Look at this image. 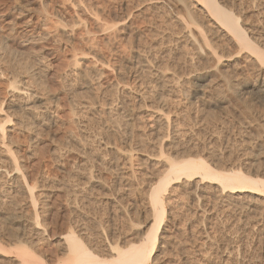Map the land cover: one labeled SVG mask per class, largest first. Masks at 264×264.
Wrapping results in <instances>:
<instances>
[{"label": "rangeland", "instance_id": "obj_1", "mask_svg": "<svg viewBox=\"0 0 264 264\" xmlns=\"http://www.w3.org/2000/svg\"><path fill=\"white\" fill-rule=\"evenodd\" d=\"M101 1L100 4L105 2ZM173 1L175 0H106L105 3L108 4L103 3L102 7L99 6L98 0H81L82 5L88 3L85 8L89 12L94 8L92 12L97 9L101 12L105 5L111 4L110 7L113 6L117 11L115 14L128 13L126 21L134 26H131L133 32L130 37L125 36L123 39L117 37L118 40L115 41L110 39L112 42L103 38L101 43L103 49L107 51L105 56L114 61L108 67L109 71L112 70L113 74L120 76L123 81L127 80V84L121 81L124 83V87L122 86L124 89L121 88L120 93L112 94L113 92L108 90L100 93L95 89H79V86L75 93L74 90L70 92L69 89L73 85L69 84L75 82L71 78L70 81L66 72L64 73L66 71L64 66L63 69H59L60 72L58 70L55 75H50L53 69L59 68V61L60 63L63 61V52L58 50L56 45L54 32L57 24L53 25L49 15L44 17L43 13L45 8L50 11L52 7L53 9L61 7V3L55 0L53 2L32 0L27 4L13 0V7L20 8L25 14L24 18L38 20L34 35L38 36V40L40 38L39 45L57 51L51 63L52 67L48 64V59L37 64L39 70H42L39 73V80L46 87L45 94L57 95L56 102L50 103V111L52 110L50 114H53L55 121L46 124L47 126L37 127L35 131L38 130V134L35 131L31 134L17 133L13 144V149L17 147L19 151V164L24 165L26 170L37 178L38 187L35 190L36 194L39 193L37 211L42 218V227L47 229L46 235H41L38 240L31 243L28 241L29 244L26 243L24 246L27 245L26 247L44 259L47 264L50 259H53V264H57V261L64 258L59 248L58 236L67 233L71 228L81 229L85 243L94 249V252L102 254L106 253L108 243L113 245L119 240V244L122 245L125 241L137 238L135 236L142 233L143 222L148 216L143 208V193L148 190L149 183L154 182L155 176L158 177L164 170L163 167H166V157L174 158V155L179 156L185 152L181 149L183 153L180 151L175 153L174 147L194 144L197 148L200 147L201 151H197L206 159L209 158L216 163L229 162V166L234 164L233 166L243 172L256 170L264 174V96L257 85L260 74L257 76L256 67L250 64L252 61L247 50L230 45L226 39L223 44L218 43L220 39L214 31L215 23L209 20L205 12L202 14L197 12L195 17L199 25H202L203 31L207 32V37L218 48L212 51L199 40L196 44V41L193 43L195 40L193 36L198 37L197 27L191 24L192 37L188 36L187 17H184L186 15L179 6L183 5L178 4L177 0L176 3ZM219 1L234 13L236 11L241 13V23L250 28L251 31L248 33L253 40L255 39V43L264 49L262 46L264 0ZM42 2H49L48 4L52 2L50 5L52 7ZM185 2L190 3L189 0ZM40 3L44 5L40 6ZM177 6L179 11L175 8ZM187 6L192 8L191 11H198L199 8L195 3ZM105 11L100 13L97 10V14L100 13L98 17L100 19L106 17L104 20L107 21L103 22L110 24L112 17L107 16ZM180 11L184 16L181 17ZM1 24L0 43L5 42L6 37L13 34ZM22 27H24L22 20H16L12 30L18 32ZM81 38L82 44L80 43L77 51L91 55L89 53L96 48L95 44L87 39L86 35H82ZM198 42L203 45V50L201 47L199 50V46L202 45ZM30 54L26 51L25 54L18 56L19 60L36 62L35 56ZM101 71L98 62L97 65L90 64L85 69L86 76L92 84L101 78L99 76ZM91 91L94 93L91 94ZM119 98L123 99L119 101ZM72 99L86 105V108L82 105L80 108L78 107L80 105L69 104ZM166 116L168 118L165 120ZM69 136L76 137L83 143L89 140L88 143L85 141L86 144L104 158L103 166L100 167L93 157V160H90L91 156L84 154L83 163L71 161L67 165L69 167L75 164L77 167L71 165L72 167H66L67 169L62 168L55 159V153L65 155L66 150H70L68 151L70 155L78 153V147L71 143L70 145L67 141ZM186 140H191V143ZM115 149H126L119 160L114 159L117 156ZM127 154H130V161ZM74 168L83 169L81 172L84 175H75L73 171L77 169ZM7 182L8 179H0V204L3 202V205H0V246L8 250L10 256L0 255V264H17L11 259L16 254L15 247L18 243H15L17 244L15 246L8 244L5 229L6 226L15 228L16 224H3L2 221L9 213L29 219L33 217V213L25 194L21 191H15L8 196L5 194L6 197L2 198ZM177 192L178 203L169 207L176 213L171 212L174 216L171 225L174 226L175 234L168 240L167 238L163 239L165 241L159 240L161 243L155 252L157 262L153 261L152 264H264L263 213L259 217V211L251 212L242 206L243 202L233 199H231L233 202L228 200L225 203L220 202L214 198L215 194H212L216 193L214 191L210 192L209 199L206 198L204 202L201 200L200 203L190 199L188 194V197L183 196L184 191ZM194 202L200 211L195 208ZM12 246L14 249H9Z\"/></svg>", "mask_w": 264, "mask_h": 264}, {"label": "bare ground", "instance_id": "obj_2", "mask_svg": "<svg viewBox=\"0 0 264 264\" xmlns=\"http://www.w3.org/2000/svg\"><path fill=\"white\" fill-rule=\"evenodd\" d=\"M0 1H2L3 3L0 4L1 5L0 23L3 24L2 27L8 29L9 31H12L13 33L10 34L11 35L10 37H6L7 40L5 42H1L2 44L0 43V179L3 178L8 179L7 182L8 184L6 189L3 190L4 193L2 194L3 196L2 198H5L6 195L8 196V194L14 193L15 191L17 192L21 191L23 194H25L28 204L32 209V213H33V217L31 219L25 218L21 215H17L15 213H9L6 216H4L2 223L3 224L8 223L10 225L16 224L15 228L13 227L8 228L7 226L5 228L8 234L7 235L8 244L9 245L12 244L15 246L17 245L15 243H18V245L15 247L16 251L13 250L15 251L16 254L12 256L13 257L11 259L12 261L15 260L17 264H47L46 261H43L44 259L42 260L40 257H38V255L34 251L26 247L27 245L24 246L26 243H28V241L31 243L34 240H38V237H40L41 235L44 234L46 235L47 229L42 227V222H41L42 218L40 217L39 212L37 211V202L39 196V193L36 194L35 192L36 188L38 187L37 178L34 176L33 173L27 171L24 165L19 164V160H18L20 157L19 151L18 149H16L17 148L16 146H15L16 148L14 147L15 149H13V144L16 141L15 138H17L16 137L17 133L30 132L29 134H31L35 131L37 127L39 126L42 127L46 124L54 123L55 121L54 117L52 116L53 114H50L52 112V110L50 111V103L56 102L57 98L55 97L57 95L55 96L54 94H45L46 87L45 85L42 84V82H40L41 80H39V73L42 70H39L37 64L39 65L43 63L44 59H48L49 63L48 62L47 63L51 64L52 60H54V56L56 55L57 51H54V49H52L51 47L49 48L47 46L48 48H44L43 47L44 45L43 46L42 44L39 45L40 38L38 40L37 38L38 36L36 37L34 35V33L36 32L35 27L38 24L36 21L38 20H33L34 21L33 22L32 18L29 16H28L29 18H24L25 14H23V11L20 8L15 9L13 7V3H14L13 0H0ZM17 1H20V3L23 2L27 4L32 2V0H17ZM50 1L53 2L54 0H50ZM55 1L56 2L58 1L59 4L61 3V7L59 8L56 7L53 9V7L50 6L52 2H50L51 4H48L49 2L48 3L42 2V3H46V5H49L50 8L52 7L51 9H53V10L50 9L49 11L45 8L44 10L45 14L43 13V15L44 17L46 16L48 17L49 15L52 24L53 23H54L53 25L57 24L55 25L56 33L54 32L57 42L56 45L58 47L57 49L63 52V59H62L63 61L61 63L59 61V66H58L59 68L58 67H57L58 69L55 68L56 70L53 69L50 72L52 73L50 75L53 74L55 75L58 72V70L63 69L62 67L64 66L66 67V71L63 70L64 73L66 72L65 74L69 77V80L71 78V80L73 79V81L75 82L73 84H69L71 86L73 85L72 88L70 87L71 90L69 89L70 92L74 90L75 93V89L79 86V89L80 88H84L85 90L95 89L96 92H100V93L101 92L103 93V91L105 92V90L113 92L112 94L120 93L121 88L124 87L123 85L124 83H121V81L124 82L125 80L123 81L121 78H119L120 76L113 74L112 70L109 71L108 67H110V65L112 64L111 62L113 60L110 61L108 57L105 56L107 55L106 54L107 51L103 49L101 43H103L102 42L103 38H106L108 40L114 39L113 41H115L116 39L118 40L119 37L122 39L125 38V36L130 37V35L133 32L131 28L133 24L129 21H126L127 18L129 17V14L128 13L115 14L116 10L114 9V7L112 6L114 10L113 11L112 7H110L111 4L109 6H106L108 3L106 4L105 3L106 0H105V2H103L104 4H106L105 9L103 8L101 12L99 11V9L97 8L96 9L100 13L106 10L105 12H107L106 13L107 16L110 15L109 17H112L111 19L109 18L110 20H112V22L110 21L111 23L109 24L103 22V21H107L104 20L106 18L105 16H104L105 18L102 17L101 19L99 18L100 13L97 14L98 13L97 10H95L96 13L92 12V10L94 11L95 8L89 12L88 9L85 8L86 7L85 5H87L88 3L82 5L84 1L82 3L81 0H70L69 2L68 1L66 2V0L65 1L55 0ZM99 1L100 0H98V2ZM189 1L191 4L195 3L197 6H199L198 11L196 10L191 11L192 8L190 9V7L187 6V4L189 5L190 3L186 4L185 0H177V3L183 5V6L181 5L179 6L182 7L181 9L184 11L183 13L186 15L184 16L183 13L180 11L181 14L180 13L179 14L181 15V17L182 15L185 18L187 17L186 31L188 32L187 33L188 36L190 35L192 37V33H191L192 30L190 28V25L194 24L197 27L196 30L197 32L196 31L195 32L197 33L198 37H196L195 35H194L195 37L193 36V39H195L193 43L196 41L195 42L196 44L197 41L199 40L205 45V47L208 50L211 49L212 51H214V49L218 48L212 42V40L207 37L206 35L207 32L203 31V29L201 28L202 25L201 24H200L201 26L199 25L195 17V15L197 16V12H199L198 14H202L205 12V14L209 17V20H211L213 24L215 23L216 30L214 31L217 33V36L220 39V42L218 41V43L223 44L224 39H226V41H229V43H231L230 45L233 44L237 46L238 49L241 48L247 50V53L250 56V60L252 61V63L250 64H253L256 67L258 71L257 76L258 74H260L259 77L260 79L257 85L259 91L262 93V96H264V49L261 48L259 44L255 43L254 41L255 39L253 40L252 36L248 33V31H251L249 30L250 28L248 29V27L244 26L243 23H241L242 22V19H240L241 13L237 11L236 13H234L231 9L224 6L219 0H189ZM103 3H101L102 5L100 4V2H99L100 5L98 3L97 4L103 7L104 6ZM41 5L42 4L40 3V6ZM49 6L46 7L49 8ZM179 6L175 7L177 11L180 10L178 8ZM49 18H47L48 20L47 19L46 20L49 21ZM16 20H22L24 27H22L18 32L17 31L13 32L14 30L13 24L16 23ZM82 35L83 36L86 35L87 39H90L96 46L95 48L96 50L93 47H91L95 50V51L93 50V52L90 51L89 54L91 55L85 54L83 52H79V50L77 51L81 43ZM110 42L112 41L110 40ZM94 44L92 46H94ZM200 47L201 50L204 49V48L202 49L203 45L199 46V50ZM102 49L104 50V52L102 51ZM26 51L27 53L29 52L33 56H35L36 62L34 60L25 61V62L19 60L20 57L18 56L25 54ZM80 51L82 50L80 49ZM207 53L208 52H206V54ZM209 56H210V51H209ZM97 62L99 63L102 70L99 74L101 78L98 77L99 79L96 81V83L92 84L91 81L88 80V76H86L87 74L85 72V69L88 65L90 66V64L97 65ZM54 65L55 64H53V66ZM50 82L52 83V81ZM58 84H61V82ZM51 85L52 84H50V86ZM92 93L94 92L91 91V94ZM98 98H102V97H98ZM120 99L123 98H119L118 100L121 101ZM71 103L75 106L80 105L78 107L81 108L82 103H80L78 100L72 99L70 100L69 104ZM54 105L57 104L55 103ZM55 107L57 108V106ZM82 107L86 108V105H82ZM166 118L168 117L166 116L165 120ZM37 131L35 132L37 133ZM36 136L37 135H35L34 138H36ZM67 141H69V144L71 143L78 147L77 148L78 153L75 155L72 154L70 155L68 153V151L70 150L68 151L66 150L67 153L65 155H61V154L59 155L55 153V159L59 161V165L62 168L67 169L69 167H72L73 166L72 164H71L72 166L71 165L69 167L67 166L68 164H70L71 161H73L74 163L76 161L82 162V158H83L82 155L84 154L87 155L88 157L91 156L90 160L94 159L95 161H97V165H100V167L103 166L104 158L102 156H99L97 154L98 152L95 149H92L93 147H91L89 144H86V142L88 143L89 140L88 141L85 140L86 141L85 142L83 139L84 141L83 143L81 142L82 140L76 139V137L73 138L72 136L68 138ZM190 141L187 142L191 143ZM178 145H180V143ZM173 146L175 145L173 144ZM69 148L70 147H68V149ZM178 148L177 147L173 148V150H175L174 151L175 153H178L181 149L185 150V152L180 151L184 153L179 156H176L178 155L176 154L173 156L174 158H171L169 156L166 157V162H167V165L165 164L166 167L165 168L163 167L164 170L161 169L162 172L160 173V175L158 177L157 175L155 176L157 179L154 178V182L151 181L150 182L151 184L149 183L148 185L149 186L148 190L144 192L145 194L143 193L144 196L143 208L144 211L147 212L148 216L145 218L146 221L143 222L144 226L142 233L139 236L136 235L135 237L137 238H134L135 240L132 238V241H128V242L125 241L126 243L123 242L121 245L118 242L119 240L117 241V239H114L117 242L114 241L115 243L113 245L108 243L107 250L105 251L106 253L102 254L97 251L94 252L95 250L94 249L92 250L91 247H89L88 244L85 243V241L83 240L85 238L82 235L83 232L81 231V229H76L77 227L75 229L69 228L70 230L67 229L68 230L67 233L58 236V240H59L58 243L60 245L59 248L60 251L63 253L64 258H61V260L57 261V264H152V262L156 261L158 258V257L156 258L155 252L159 243H161L159 240H163L164 238H167L168 240V238L171 237L172 234L173 235L175 234L174 233L175 229H173L174 226L172 227L171 225L172 222L171 219L174 218V216L172 215L175 212L172 210L173 213H171L172 211L170 210L169 207L170 205L174 206L175 203H178L177 200L179 199L177 194L179 193L177 192L178 190L181 192L184 191L183 196L188 194L190 199H192L193 201L196 200L197 203L198 202L200 203L201 200L203 201L209 199L210 192L214 191L216 193L212 192V194H215V196L212 194L211 196H214V198L216 197L218 201L220 200V202L225 203L226 200L230 202L232 201L231 199H233L234 201H239L240 203L243 202L242 206L244 205L246 209L250 210L251 212L259 211L258 212L259 217L260 214L262 213L264 214V176H263L264 174L262 172H261L262 174H260L259 171L258 172H256V170L253 171L252 168L250 169H252L253 172H251L249 169L248 170L250 172L249 171L243 172V170L241 171L237 167L233 166L234 164L229 166L228 165L229 162L228 163L213 162L212 160H209V158L206 159L205 157H203L201 153H198V151H201V149L199 146L198 149L197 146H195L194 144L192 145L184 144V146L182 144V146L180 145V147ZM124 151H126V149L125 150L115 149L114 152L117 156L114 159L119 160L120 156L125 154ZM128 151L132 152L131 150ZM171 152L173 151L171 150ZM175 156L177 158H175ZM128 158L130 161L131 159L130 154L128 155ZM226 160L228 161V159ZM74 166L77 167V165L75 164ZM250 167L252 166L250 165ZM81 170L84 171L81 168L72 171L75 173V175L78 176L81 174L82 176L84 174L83 172H81ZM73 172L72 174H74ZM95 182L99 183L97 180H95ZM180 198L182 197L180 196ZM196 202H194L195 205ZM0 205L2 206L3 202ZM195 208H198L199 210V207H197V205ZM204 211L206 212V210ZM14 246H12L9 249L12 248L14 249ZM8 253H9L8 250L0 246V255L10 256V254ZM53 263H54L53 259H50L48 262V264H53Z\"/></svg>", "mask_w": 264, "mask_h": 264}]
</instances>
